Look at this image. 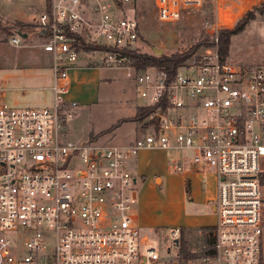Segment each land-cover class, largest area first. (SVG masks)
<instances>
[{
    "label": "built area",
    "instance_id": "obj_1",
    "mask_svg": "<svg viewBox=\"0 0 264 264\" xmlns=\"http://www.w3.org/2000/svg\"><path fill=\"white\" fill-rule=\"evenodd\" d=\"M138 1L46 0L43 11L32 9L31 22L43 31L41 46L51 57L52 102L12 105L0 87V264H179L180 227L162 237L165 255L138 246V198L128 159L142 148L193 150L192 164L210 168L216 178V223L199 228L196 243L187 242L194 255L189 264L260 263L264 64L223 60L212 33V43L192 52L171 78L155 66L137 70L126 52H139L143 40ZM201 1L153 5L160 21L172 22ZM213 1L215 30L264 3ZM27 38L14 31L9 41L19 45ZM83 43L105 49L86 52ZM96 53L101 67L126 70L136 93L149 99L144 106L165 104L127 145L66 138L77 105L66 97L69 73ZM171 167L183 169L179 160Z\"/></svg>",
    "mask_w": 264,
    "mask_h": 264
},
{
    "label": "rangeland",
    "instance_id": "obj_2",
    "mask_svg": "<svg viewBox=\"0 0 264 264\" xmlns=\"http://www.w3.org/2000/svg\"><path fill=\"white\" fill-rule=\"evenodd\" d=\"M253 1L256 2V0ZM255 4H252L251 9H247L236 22L215 30L216 9L213 0H202L198 6L189 8L178 20L172 22H162L157 18L153 0H139L135 4V13L143 39L139 42V53H153V47L162 50V54L166 55L191 52V48L200 41L206 40L212 43L211 34L213 33L219 37V49L226 38L231 40L230 53L237 60L236 63L252 67L262 65L264 64V11H260V5ZM45 6L46 0H0V79H3V75L8 69L13 70L14 67H22L21 65L26 67H31L28 65H34L33 67L44 65L41 70L47 75L45 78L48 79L47 88L40 91L5 92L4 97L9 104L17 103L15 105L19 107L34 108L51 105L52 91L49 88L51 86V70L46 66L48 55L41 46L46 38L36 33L37 29L31 22L32 9L41 12ZM250 12L253 17L242 32L233 35L222 34L224 31L233 29ZM17 23L27 24L30 27L21 29L16 25ZM16 29L26 32L30 39L22 40L19 45L10 43L9 40ZM82 45L87 44L83 43ZM100 56L101 54L98 53L93 55L91 64L98 65ZM93 72H95V76ZM88 73L89 75H78L73 78L72 86H70V97L77 105L72 109L74 116L66 122V138L77 143H121L122 140L133 138L137 131L142 132L141 122L131 120L124 121L114 129L105 132L120 118H132L139 107L150 103L149 99H144L136 93L134 82L127 77L126 70L94 68ZM90 75L92 77L103 75L104 80H90ZM105 77L110 78L105 79ZM1 80L0 87H2ZM23 81L25 83V80ZM189 150H170V153L189 154ZM259 167L264 171V160L260 162ZM206 171L205 188L213 194L216 190V178L210 168H206ZM134 188L136 189V183ZM175 189L174 186L168 190V212L161 202L155 203L156 200L146 199L148 196H153V199L158 198L154 193L147 189L143 190L141 205L143 216L147 221L139 222L141 242L138 246L140 249L155 247L159 254L165 255L166 247L162 237L166 236L171 228L184 225L181 222L186 213L183 211L180 199L173 192ZM136 191L137 198H139V190L136 189ZM261 199L260 242L261 255L264 259V186L261 187ZM207 218V221L210 222V216ZM158 228L164 229L163 235H159ZM183 237L191 245L197 241L195 231H188Z\"/></svg>",
    "mask_w": 264,
    "mask_h": 264
},
{
    "label": "crops",
    "instance_id": "obj_3",
    "mask_svg": "<svg viewBox=\"0 0 264 264\" xmlns=\"http://www.w3.org/2000/svg\"><path fill=\"white\" fill-rule=\"evenodd\" d=\"M230 44L231 40L229 41L228 38L222 42L220 55L223 60L236 63L237 60L232 57L233 55L230 53ZM47 55L48 64L46 66L50 69L51 57L48 53ZM92 62L93 60L87 57L80 59L79 66L69 73L70 86H72L73 78L78 75H89L88 71L91 69L104 68L101 67L98 62V65H92ZM21 66L22 67H14L15 69L13 70L8 69L4 73L3 79H0L3 86V97L5 92L15 93L18 91L24 92L26 90L34 92L40 91L45 87L47 88L48 79L45 78L47 75L42 72V67L44 65H39L41 67H33L34 65H28L31 67H26L25 65ZM94 73L95 72H93V75ZM103 78V75H98L97 77L91 76L90 80L100 81L104 80ZM109 78L110 77H105V79ZM23 80H25V83ZM70 92L71 88H69V93L66 97L67 99L73 100L70 97ZM4 100L6 101L5 97ZM13 100L18 102L16 99ZM15 104L17 103H14V105ZM141 134L142 132L139 133L137 131L133 138L129 140H122L121 143L117 144L127 145ZM188 153L189 154L181 153L177 155L171 154L170 149L142 148L138 151L136 157L128 159L129 169L135 176L136 189L139 190V198L135 208V220L138 226L139 222L147 221V219L143 216L141 205V195L143 190L147 189L154 193L158 198L153 199V196H148L146 199L156 200L155 203L161 202L168 212V190L172 189L174 186L176 189L173 192H175V196L180 199L183 211L186 213L181 222V224L184 225L180 226L183 236H186L188 231L197 232L199 228L211 227L215 224L216 215L214 211V203L216 199V190L213 194L206 190L204 179L207 172L206 167L193 165L192 156L194 151L189 150ZM175 160H179L183 167L182 171H176L171 167V163ZM208 216H210V222L207 221Z\"/></svg>",
    "mask_w": 264,
    "mask_h": 264
},
{
    "label": "trees",
    "instance_id": "obj_4",
    "mask_svg": "<svg viewBox=\"0 0 264 264\" xmlns=\"http://www.w3.org/2000/svg\"><path fill=\"white\" fill-rule=\"evenodd\" d=\"M259 8L260 11H264V3H262ZM252 17H253L252 12L248 13V15H246L233 29L224 31L222 32V34L233 35L242 32L245 26L247 25V23L251 21ZM16 25L21 29L23 27H28V28L30 27L29 25L22 23H17ZM209 44H211L210 41H206V40L200 41L191 48L192 49L191 52L187 51V52L173 53L170 55L162 54L160 56H157L153 53H146V52L139 53L136 51H128L126 52V56L130 64L137 70L144 69L148 66H155L159 70L164 71L167 74V76L171 78L175 74L177 68L189 58L190 54L193 51H195L198 47L202 45H209ZM81 48L83 49V51L86 52H93L99 49L100 50L105 49V47L97 46V45H84V46L81 45ZM164 107L165 104L163 102H159L149 106H141L137 109V112L134 115V117L119 119L114 125H112L105 132L114 129L124 121H130V120L141 122V126H140L141 131H144L150 123L155 122V118L150 119V116L154 114L158 108H164ZM259 181L261 186H264V172H261L259 174ZM193 256L194 255L188 249L187 240L185 239V237H183V235H181L179 248H178L179 264H189V261L193 258ZM259 264H264L263 257L261 258Z\"/></svg>",
    "mask_w": 264,
    "mask_h": 264
},
{
    "label": "water",
    "instance_id": "obj_5",
    "mask_svg": "<svg viewBox=\"0 0 264 264\" xmlns=\"http://www.w3.org/2000/svg\"><path fill=\"white\" fill-rule=\"evenodd\" d=\"M15 32H16L19 36H21L22 38H26V37H27V33H26V32H23V31L20 30V29H16ZM42 32H43V31L40 30V31H37L36 33H37V34H41ZM152 50H153V53H154L155 55H157V56H160V55L162 54V50H160V49H157V48L153 47ZM214 209H215V205H214ZM175 243H176V244L178 243V240H177V239H175Z\"/></svg>",
    "mask_w": 264,
    "mask_h": 264
}]
</instances>
